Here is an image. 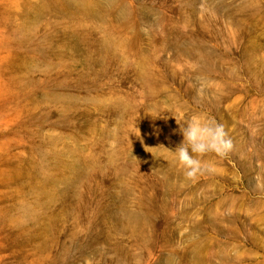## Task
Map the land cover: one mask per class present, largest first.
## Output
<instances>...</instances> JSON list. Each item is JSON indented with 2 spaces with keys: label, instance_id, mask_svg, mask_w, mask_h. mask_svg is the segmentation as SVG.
I'll return each instance as SVG.
<instances>
[{
  "label": "rangeland",
  "instance_id": "rangeland-1",
  "mask_svg": "<svg viewBox=\"0 0 264 264\" xmlns=\"http://www.w3.org/2000/svg\"><path fill=\"white\" fill-rule=\"evenodd\" d=\"M0 264H264V0H0Z\"/></svg>",
  "mask_w": 264,
  "mask_h": 264
},
{
  "label": "clouds",
  "instance_id": "clouds-1",
  "mask_svg": "<svg viewBox=\"0 0 264 264\" xmlns=\"http://www.w3.org/2000/svg\"><path fill=\"white\" fill-rule=\"evenodd\" d=\"M179 131L183 140L170 151L174 153L188 179H195L205 171H214L205 161V157L214 154L224 158L233 149L232 140L224 126L214 119L193 116Z\"/></svg>",
  "mask_w": 264,
  "mask_h": 264
}]
</instances>
